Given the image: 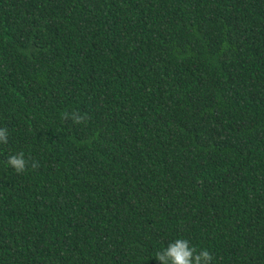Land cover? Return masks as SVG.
<instances>
[{"label": "trees", "instance_id": "obj_1", "mask_svg": "<svg viewBox=\"0 0 264 264\" xmlns=\"http://www.w3.org/2000/svg\"><path fill=\"white\" fill-rule=\"evenodd\" d=\"M0 127V264H264V0H0Z\"/></svg>", "mask_w": 264, "mask_h": 264}, {"label": "clouds", "instance_id": "obj_2", "mask_svg": "<svg viewBox=\"0 0 264 264\" xmlns=\"http://www.w3.org/2000/svg\"><path fill=\"white\" fill-rule=\"evenodd\" d=\"M71 118L74 123H81L85 120L83 114L72 112L65 114ZM9 130L6 127H0V144H7L9 139ZM27 165V160L23 152L10 155L6 162V167H11L16 173H22ZM35 163L33 167H35ZM155 258L161 264H212L213 256L207 248L198 249L197 246L190 244L187 239L176 238L170 241L166 247H162L156 252Z\"/></svg>", "mask_w": 264, "mask_h": 264}]
</instances>
